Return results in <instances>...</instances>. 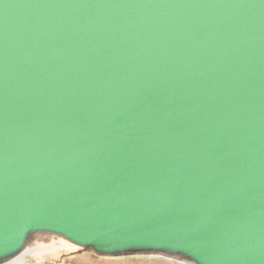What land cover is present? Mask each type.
Masks as SVG:
<instances>
[{
  "label": "water",
  "instance_id": "obj_1",
  "mask_svg": "<svg viewBox=\"0 0 264 264\" xmlns=\"http://www.w3.org/2000/svg\"><path fill=\"white\" fill-rule=\"evenodd\" d=\"M35 233L264 264V0H0V264Z\"/></svg>",
  "mask_w": 264,
  "mask_h": 264
},
{
  "label": "rangeland",
  "instance_id": "obj_2",
  "mask_svg": "<svg viewBox=\"0 0 264 264\" xmlns=\"http://www.w3.org/2000/svg\"><path fill=\"white\" fill-rule=\"evenodd\" d=\"M56 237L57 235L52 233L32 235L28 239L30 246H26L17 256L4 264H188L162 256H100L62 237L63 240Z\"/></svg>",
  "mask_w": 264,
  "mask_h": 264
},
{
  "label": "bare ground",
  "instance_id": "obj_3",
  "mask_svg": "<svg viewBox=\"0 0 264 264\" xmlns=\"http://www.w3.org/2000/svg\"><path fill=\"white\" fill-rule=\"evenodd\" d=\"M35 234H36V233H35ZM32 235H34V234H32ZM32 235H31V236H32ZM55 235H56V234H55ZM31 236H30V237H31ZM43 238H44V237H43ZM47 238H48V237H47ZM62 238H63V237H62ZM62 238H61V236H59V235H57V237H56V239H60V240H63ZM69 242H70V241H69ZM36 244H37V243H36ZM26 246H28V241H27ZM29 246H30V245H29ZM29 246H28V247H29ZM34 246H36V245L34 244ZM22 253H23V252H22Z\"/></svg>",
  "mask_w": 264,
  "mask_h": 264
},
{
  "label": "snow or ice",
  "instance_id": "obj_4",
  "mask_svg": "<svg viewBox=\"0 0 264 264\" xmlns=\"http://www.w3.org/2000/svg\"><path fill=\"white\" fill-rule=\"evenodd\" d=\"M2 256H3V253H0V258H2Z\"/></svg>",
  "mask_w": 264,
  "mask_h": 264
}]
</instances>
